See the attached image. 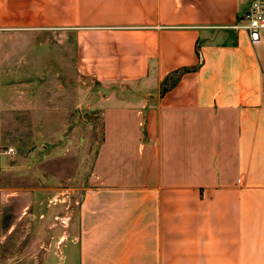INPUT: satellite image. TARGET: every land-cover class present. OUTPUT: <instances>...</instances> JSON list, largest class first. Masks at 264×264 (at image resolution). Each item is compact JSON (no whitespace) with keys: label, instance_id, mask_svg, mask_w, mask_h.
<instances>
[{"label":"crops","instance_id":"obj_1","mask_svg":"<svg viewBox=\"0 0 264 264\" xmlns=\"http://www.w3.org/2000/svg\"><path fill=\"white\" fill-rule=\"evenodd\" d=\"M247 3L0 0V72L9 37L47 34L111 87L97 185L30 264H264V42L234 28ZM1 176L0 154V264H27L9 239L36 195Z\"/></svg>","mask_w":264,"mask_h":264},{"label":"rangeland","instance_id":"obj_2","mask_svg":"<svg viewBox=\"0 0 264 264\" xmlns=\"http://www.w3.org/2000/svg\"><path fill=\"white\" fill-rule=\"evenodd\" d=\"M63 47L60 36L13 35L3 52L2 186L36 195L29 216L9 239V261L17 255L27 264L41 258L54 231L76 223L82 196L97 185L94 164L102 141L97 101L111 87L76 72L73 54Z\"/></svg>","mask_w":264,"mask_h":264},{"label":"built area","instance_id":"obj_3","mask_svg":"<svg viewBox=\"0 0 264 264\" xmlns=\"http://www.w3.org/2000/svg\"><path fill=\"white\" fill-rule=\"evenodd\" d=\"M235 29L247 33L252 46L264 42V0H248L246 10L239 15Z\"/></svg>","mask_w":264,"mask_h":264}]
</instances>
